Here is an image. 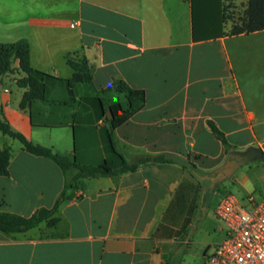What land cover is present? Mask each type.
Wrapping results in <instances>:
<instances>
[{"label": "crops", "instance_id": "obj_1", "mask_svg": "<svg viewBox=\"0 0 264 264\" xmlns=\"http://www.w3.org/2000/svg\"><path fill=\"white\" fill-rule=\"evenodd\" d=\"M223 29L194 39L191 0H0V42L26 39L29 65L49 75L42 98L21 109L25 72L12 59L0 74V119L79 164L135 165L65 188L57 163L0 136L10 147L0 211L27 217L65 191L54 225L0 230V264H208L224 234L209 175L221 167L236 179L207 120L237 150L264 154V28ZM66 57L85 58L91 81L70 86ZM117 79L142 89L144 102L112 129L110 148L109 105L128 107ZM159 154L172 160L146 159Z\"/></svg>", "mask_w": 264, "mask_h": 264}, {"label": "trees", "instance_id": "obj_2", "mask_svg": "<svg viewBox=\"0 0 264 264\" xmlns=\"http://www.w3.org/2000/svg\"><path fill=\"white\" fill-rule=\"evenodd\" d=\"M192 6V36L196 40L215 38L225 33L223 24L225 22V6L222 0H191ZM264 28V0H246L243 11L242 23L234 26L230 33L251 32ZM12 59H18L19 68L25 75L17 79V84L26 86L19 107L24 109L28 104L36 99L42 98L44 92V79L48 74L34 69L29 65V43L26 39L20 38L15 41L0 42V74H5L12 70ZM67 64L73 69V74L67 78V83L72 86L75 82L91 81L92 69L85 58L74 59L66 57ZM114 87L125 92L128 99V107L123 109L118 102L109 105L112 114L110 118L111 130L107 132L110 148L112 145V129L122 123L132 111L143 105L144 91L142 89L131 88L124 80L114 81ZM111 87V86H110ZM207 125L216 138L224 145L227 159L226 164L233 166V163L241 158L236 153L233 146L228 142L224 133L216 126L212 120H207ZM0 132L18 140L26 151L52 159L57 163L66 175L65 188L70 187L77 177L112 175L133 169L134 164H127L123 158L115 165L105 162L96 165L79 164L74 160L54 152L50 147L37 144L29 140L23 133L13 129L4 119H0ZM231 154V155H230ZM10 158V147H0V175L8 174V162ZM146 159L155 161H171L172 159L164 154L150 155ZM74 171L71 177H67L69 171ZM63 190L57 197L54 205L50 208H39L30 216L24 217L7 211H0V230L6 233L25 231L38 225L41 221H46L49 225H54L58 217L54 213L58 205L64 200Z\"/></svg>", "mask_w": 264, "mask_h": 264}, {"label": "built area", "instance_id": "obj_3", "mask_svg": "<svg viewBox=\"0 0 264 264\" xmlns=\"http://www.w3.org/2000/svg\"><path fill=\"white\" fill-rule=\"evenodd\" d=\"M244 205L231 192L223 194L215 214L225 232L206 257L208 264H264V192L259 199L248 195Z\"/></svg>", "mask_w": 264, "mask_h": 264}, {"label": "rangeland", "instance_id": "obj_4", "mask_svg": "<svg viewBox=\"0 0 264 264\" xmlns=\"http://www.w3.org/2000/svg\"><path fill=\"white\" fill-rule=\"evenodd\" d=\"M246 2L242 4H232L229 3L225 6V27L227 31L235 26H239L242 23L243 11L245 8ZM3 134L0 132V136ZM213 136V135H212ZM215 139V136H213ZM229 138V137H228ZM216 142L219 143L217 139ZM234 141V139L230 140ZM237 150L241 154V158L236 160L233 163V178L231 179L230 175H223L224 169L219 167L217 168L216 174L209 175L210 177L215 178V186L218 187L214 194L211 197V201L216 203L220 197L227 193L231 192L244 204L249 205V202L246 200L248 195H253L255 199H259L260 195L264 192V154L262 151L255 145L248 146H237ZM241 147L243 149H241ZM233 150V149H231ZM231 155V154H230ZM250 161L252 159H256ZM262 158V159H259ZM250 161V162H244ZM221 174V176H219ZM208 184L213 185V181H207ZM223 231L225 232V227L223 225Z\"/></svg>", "mask_w": 264, "mask_h": 264}, {"label": "water", "instance_id": "obj_5", "mask_svg": "<svg viewBox=\"0 0 264 264\" xmlns=\"http://www.w3.org/2000/svg\"><path fill=\"white\" fill-rule=\"evenodd\" d=\"M108 113H109V115H108V116H109V117H111V116H112V114L110 113V111H109Z\"/></svg>", "mask_w": 264, "mask_h": 264}]
</instances>
